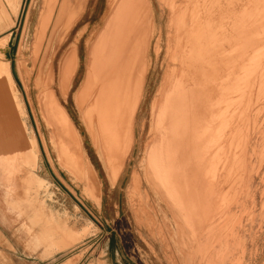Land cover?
<instances>
[{
	"label": "rangeland",
	"instance_id": "obj_1",
	"mask_svg": "<svg viewBox=\"0 0 264 264\" xmlns=\"http://www.w3.org/2000/svg\"><path fill=\"white\" fill-rule=\"evenodd\" d=\"M45 1L23 0L16 57V91L20 92L23 105V114L17 113L20 120L17 125L24 143L13 152L28 149L27 140L34 136L37 163L25 167L23 162L8 158L5 153L0 156V213L3 221L10 222L7 226L11 234L21 240L22 257L45 258V245L46 253L54 254L46 264H180L168 232L171 224H164L161 218L162 215L171 217L174 207L183 219L184 228L180 234L186 239L185 249L188 253L194 252L190 264H264V0H192L190 8L187 0H179L181 6L175 15L170 6L173 0H148L155 25L147 54L150 72L145 79L142 103L135 114L132 148L116 180L108 175L106 160L98 155V147L91 140L75 95L84 88L91 46L101 35L103 23L118 0H81L77 9L64 16L58 31L54 24L59 3L43 34L42 28L49 15L46 12L51 11L54 3V0ZM69 14L75 16L72 24ZM173 15L175 23L185 26L181 37L200 38L194 46L196 58L192 67L195 70L191 67L189 71L198 83V89L192 85V96L197 103L200 95L207 94L212 103L209 105L214 108L211 110L216 114L210 116L205 132L203 128L194 131V147L198 154L193 148V157L197 158L187 164L181 157L185 164L179 172L173 171L172 178H177L174 186L162 180L168 189L166 192L161 183L155 182L150 164L149 169L147 167L150 152L160 140L155 127L157 101L160 102L161 94L171 87V67L181 56L175 55L171 48L176 43L170 34ZM50 39L53 40L52 57L44 60ZM75 52L77 71L64 96L59 66ZM204 65L206 74L200 71ZM50 70H53L55 83L48 91L54 92L78 135L83 163L91 167L89 180L94 184L90 186L95 195L86 193L85 181L71 171V159L60 152L59 134L48 120L43 95L48 92L45 83ZM220 99L224 102H219L222 106L215 103ZM9 136L7 138L12 139V135ZM146 169L160 195L144 178ZM18 170H21L18 174L21 180L35 177L32 185H21L22 196L16 189ZM134 174L140 176L137 192L132 184ZM168 201L173 205L171 209ZM143 206L148 208L143 214H146L147 225L136 222L132 210ZM160 208L166 211L161 214ZM51 213L60 221L70 222L74 231L66 228L65 236L76 232L75 241L55 236L43 240L45 221ZM18 222L20 226L14 229L13 223Z\"/></svg>",
	"mask_w": 264,
	"mask_h": 264
},
{
	"label": "bare ground",
	"instance_id": "obj_2",
	"mask_svg": "<svg viewBox=\"0 0 264 264\" xmlns=\"http://www.w3.org/2000/svg\"><path fill=\"white\" fill-rule=\"evenodd\" d=\"M178 2H179V0H173L171 2V5H170L174 15L176 14L175 11L177 10V8H179V6H181V3H178ZM191 2H192V0H187L186 5L189 6L188 8H190ZM48 3H50V2H48ZM59 3H61V4H60V7L58 9L57 17H56L55 24H54V29L58 27L59 23L63 20L65 15L72 12L77 6L81 5V0H62V2H60V0H54L53 7H52L51 11L50 12L48 11V10H50L49 7H48V10H45V11H48V12H46V14L49 13V15L46 17L44 28H42L43 34L46 31V29H48V25L50 23L54 8ZM182 3H184V2H182ZM50 5H52V4H50ZM83 7H84V4H83ZM81 10H82V8H81ZM174 15L170 21V34L173 38H175L176 43L175 44L173 43V46L171 48H173L175 55L181 54V56L178 55L180 58L178 57L179 59L177 60L178 61L177 64H175V66L173 65L174 67H171V68H173L171 79H170V82L172 84L171 87L169 88V90L167 92L165 91L161 94L160 102H158L159 100L157 101L158 112H157L155 127H156V132H157L156 136L159 135L160 140L158 139L159 142H157L156 145L153 147L152 151L150 152V155L148 154L149 159H148V167H147L149 169V164H150L151 169H149V170H151L154 173L153 177L155 178L156 181L155 180L154 181L156 183H161L163 185L162 180H168L170 182L171 187L174 186L175 180L177 179L175 177L172 178L173 171L178 170V172H179L180 170H182L181 165H184L185 161L187 162V164H190V163H192L191 162L192 160L197 158V157L196 158L193 157V155H194L193 148H195L194 146H196L195 135H194L195 129L196 128L197 129L203 128V131L205 132L204 127L208 126L207 122L210 120V116L215 113V111H214V113L212 111L214 108L212 109V106L210 107V105L212 103L210 104L209 98L206 96L207 94L205 95L206 97L204 95H200L201 100L198 101L197 103H195V98H194V96H192L194 93L192 85L196 86L195 89H198V87H197L198 83L196 82V80H197L196 77L193 74L191 75V73H193L192 71H191V73L189 72L191 70V67H192V62H193L194 58H196L194 46L196 44L197 39H195L194 37H191V38L187 37L186 39L181 37V34L183 33L185 26L183 24L181 25V24L175 23L174 22L175 21ZM193 15H195V12ZM44 16H45V14H44ZM69 16H70V14H69ZM74 18H75V16H72V14H71V16H70V23L71 24H72ZM76 18H77V16H76ZM202 18H203V16H202ZM105 20H106V23H103L105 27L103 26L104 29H103L101 35L98 37V39L95 41V43H93V45L91 46V50L89 53V60L90 61H89V65L87 68V72H85V74L87 73L86 74V80L85 79L83 80V82L85 81L84 88H83V90L81 88V90L78 91V93L75 95V99H77L79 106L81 107L80 110L81 109L83 110L84 122L87 125L88 130L90 132V135L92 137L91 140L96 145V147H98V153H99L98 155H99L100 159H102L104 161L106 160L105 163H106V166L108 165L107 167L109 170V174L108 173L107 174L113 180H116L118 175H119L120 170H122L121 168L123 166V163H124L127 155L129 154L131 148H132L133 126H134L135 114L137 112L138 106H139L141 99H142L144 83H145V79L147 76V72L149 70V60L147 58V54H148V48H149V43H150L149 42L150 37L155 32V25H154V22L152 19L151 7L149 5L148 0H118L117 3H115V5L113 6L111 14ZM65 22H67L66 19H65ZM185 24H186V21H185ZM208 25H209V23H208ZM195 26L193 27V31H194ZM42 27H43V24H42ZM62 27H63V24H62ZM196 28H197V26H196ZM42 29H40V32ZM58 29L59 28H57V30ZM190 30H191V28H190ZM245 30H246V28H245ZM91 33H92V31H91ZM43 37H45V35L42 36L41 38H43ZM38 38H40V37H38ZM167 38H169V37H167ZM197 38H198V36H197ZM59 39H60V37H59ZM201 39H204V37H201ZM171 40H173V39H171ZM199 40H200V38H199ZM199 40H197L198 43H199ZM158 45H159V43H158ZM40 47H41V45H40ZM159 47L160 46H158L157 48H159ZM52 49H53V40L50 39L49 43H48V47L46 48V54L43 58L44 60L48 57L49 58L52 57L51 56ZM199 50H200V48H199ZM157 52H158V49H157ZM198 53H199V51L197 52V54ZM37 54H39V53H37ZM197 57H199V56H197ZM208 59H209V57H208ZM172 60H173V58H172ZM77 65H78V62H77V56H76V52H75L70 58H67L61 64V67L59 66V68H60V87H61V92L64 96L68 94L69 88L72 85L74 74L77 71ZM204 66L200 69L202 74H206V72H207L206 65H204ZM20 67H21V65H20ZM258 67L259 66L257 65V70H258ZM59 68H58V70H59ZM193 68L194 67H192V69ZM33 69H35V68H33ZM255 69H254V71H255ZM168 70H169V68H168ZM194 70H195V68H194ZM199 75H200V73H199ZM28 76H29V74H28ZM205 76H207V75H205ZM192 79H193V81H192ZM263 79H264V77H263ZM54 83H55V76H54L53 70H50V72L48 73L47 81L45 83V91H48L53 86ZM161 83H162V81H161ZM164 83H165V81H164ZM237 84H238V82H237ZM58 91L59 90H57V93H58ZM230 91L232 92V90H230ZM7 92H8L7 96L9 98V100L11 101V103H10V110L12 111L11 118L14 119L15 111L23 114V105L21 103L19 95L15 91H11L8 89ZM226 92H228V91L226 90ZM233 92H234V90H233ZM40 93H41V91H40ZM202 93L205 94L203 89H202ZM158 95H160V94H158ZM249 96H250V94H249ZM219 98H217V100ZM252 98H254V96ZM222 100H224V99H222ZM43 101H44L43 105H45V108H46L48 120L51 124H53V127H55L57 129V132L59 134L60 146H61L60 152L62 153L63 157L65 155L71 159V164H69L71 171L74 170L75 173L77 172L80 175V177L85 181V183H84L85 184V186H84L85 190L84 191L88 194H94L95 195V192L92 190V188L90 186L92 184H90V180H89V174L91 173V167L89 165L85 166L83 163L79 138H78V135H77V133H76V131L72 125V122H71L68 114L66 113V111L62 107H60L58 100L55 97L54 92H52V91L51 92H49V91L45 92L43 95ZM43 101H42V103H43ZM219 102L224 103L223 101H221V99H220V101L215 102V103L217 104ZM198 104H201V105H198ZM216 104H215V107H216ZM220 105L221 104L219 103L218 106H220ZM226 105L228 107V104H226ZM85 106H87V107H85ZM222 112H224V111H222ZM222 114H224V113H222ZM152 120H153V118H152ZM10 123H11V126H10L11 128L9 129L10 132L9 131L8 132L10 133V135H12V139H8L6 137L5 141H6L7 145H6L5 152H4L6 154V156L8 158L14 159L16 161L23 162L25 164V167H29L31 164L37 163L38 149H37V145H36V141H35L34 136H30L29 140H27V143H29V145L26 143L29 146L28 149H26L25 151L13 152L15 149H18L20 147L21 143L23 144L24 142H21V133L18 131L19 126L17 125L18 122H15V123L10 122ZM152 124H153V121H152ZM214 125H215V123H214ZM218 125H219V123H218ZM211 126H212V124H211ZM22 127H24V126H22ZM225 127H226V124H225ZM55 128H54V131H55ZM220 131H221V127H220ZM156 132L153 134L154 136H155ZM201 135H203V134H201ZM201 135H200V137H201ZM200 137H198V138H200ZM1 143H3V142H1ZM197 144H199V142H197ZM195 150H196V148L194 149V151ZM203 150H204V148H203ZM10 152H13V153L9 154ZM181 157L185 158L184 163H183ZM66 159L67 158H65V160ZM67 161H68V159H67ZM66 163H65V165H66ZM194 163H195V161H194ZM144 168H145V166H144ZM183 168H184V166H183ZM20 171L21 170L16 171L17 174L15 175V180H16V189H17L19 195L22 196L23 192L21 189V185H23V184L32 185L35 181V177L34 176L26 177L25 179L21 180L18 177V174ZM178 172H177V174H178ZM9 177H11V175H9ZM132 177H133V179H132L133 180V183H132L133 188L135 189L134 191L137 192V190H139V185H140V176L137 174H134V176H132ZM144 178H146V181L150 185L151 189L155 193L160 195V192L158 191L156 184L151 181L152 180L151 175H150V173H148L147 169H146V172H144ZM93 181H95V180H93ZM95 182H97V181H95ZM97 185H99V184H97ZM92 186H94V184ZM162 187L165 189L166 192L168 191V189L166 187H164V185ZM97 189H98V187H97ZM162 192H164V191H162ZM169 197L173 202L174 199L170 195H169ZM98 199L100 200V198H98ZM130 199L132 200L133 198H130ZM134 199H135V197H134ZM99 200H97V201H99ZM167 205H169L168 207L171 206L170 209L173 206L170 202ZM143 207H142V209H138V210L132 209V210H133L135 221L141 225H144V224L147 225L148 224V223H146L147 220L144 219L145 218L144 216H146V214L145 215H143V214L145 212L144 210H146L148 208H145L146 206L144 208ZM150 208H152V207H149V209ZM173 209H174V207L171 209V211H172L171 217L162 215L161 218H162V221L164 224H166V225H168L169 223L171 224V228L168 230V232H169V235L171 238V243H172L171 245L174 247L175 253L179 257L180 264H190L191 259H192V254L194 252L191 251L190 253H188L185 249L186 239L183 235L180 234L184 228L183 219L181 218L180 213L177 210H175V209L173 210ZM159 210H160L161 214H163V212L166 211L165 209H161V208ZM147 211H149V210H147ZM150 214H153V213H150ZM165 214H166V212H165ZM151 220H153V219H151ZM152 225H153V223H152ZM196 225H197V222H196ZM66 228L73 230V228H71V226H70V222L65 223V224H60L57 220H55L54 216L52 214H50L46 218V221H45V229L44 230H45L46 236L43 238V240L45 238L55 236V237H59L60 240L65 239V241H71V242L75 241L77 239L76 232L69 235V236H65L66 235L65 232L68 231ZM164 228H165V226H164ZM146 230H149V229H146ZM159 233H161V232H159ZM191 245H192V243H191ZM61 247H63V246H61ZM192 247H193V245H192ZM166 250H168V249H166ZM169 252H170V250H169Z\"/></svg>",
	"mask_w": 264,
	"mask_h": 264
},
{
	"label": "crops",
	"instance_id": "obj_3",
	"mask_svg": "<svg viewBox=\"0 0 264 264\" xmlns=\"http://www.w3.org/2000/svg\"><path fill=\"white\" fill-rule=\"evenodd\" d=\"M22 6L23 0H0V156L5 152L7 145L5 140L10 135V122L20 121L17 111H15L14 119L11 118V101L7 96V90L15 91L18 95L20 93L16 91V57L20 36L19 27L22 21ZM52 215L54 216V214ZM2 216L3 214L0 213V264H46L54 254L46 253L45 245L43 251L45 258L22 257L21 240L16 234H11L7 226L10 222L3 221ZM54 218L60 224L68 223L65 220H58L55 216ZM13 224L14 229L20 226V222Z\"/></svg>",
	"mask_w": 264,
	"mask_h": 264
}]
</instances>
